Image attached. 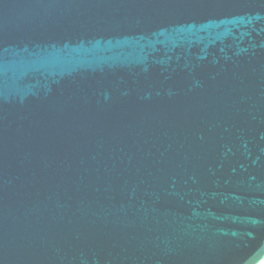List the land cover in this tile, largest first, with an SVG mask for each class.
<instances>
[{
  "label": "water",
  "instance_id": "obj_1",
  "mask_svg": "<svg viewBox=\"0 0 264 264\" xmlns=\"http://www.w3.org/2000/svg\"><path fill=\"white\" fill-rule=\"evenodd\" d=\"M0 264H264V0H0Z\"/></svg>",
  "mask_w": 264,
  "mask_h": 264
}]
</instances>
